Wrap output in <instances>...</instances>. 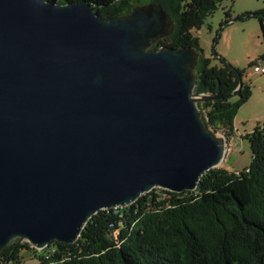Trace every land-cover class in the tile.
<instances>
[{
	"label": "water",
	"instance_id": "95a60500",
	"mask_svg": "<svg viewBox=\"0 0 264 264\" xmlns=\"http://www.w3.org/2000/svg\"><path fill=\"white\" fill-rule=\"evenodd\" d=\"M174 25L147 4L0 0V256L74 245L101 211L195 192L224 162L199 104L195 49H151Z\"/></svg>",
	"mask_w": 264,
	"mask_h": 264
},
{
	"label": "trees",
	"instance_id": "16d2710c",
	"mask_svg": "<svg viewBox=\"0 0 264 264\" xmlns=\"http://www.w3.org/2000/svg\"><path fill=\"white\" fill-rule=\"evenodd\" d=\"M59 5L87 3L107 17L131 14L137 7H162L173 23V33L154 42L151 49H195L198 95L215 97L199 104L208 129L234 134V122L250 99L244 72L220 59H205L193 35L220 6L221 0H53ZM259 18L264 11L226 24ZM218 57L217 55H215ZM264 63V56L261 58ZM237 97V102L231 100ZM252 162L243 172L214 169L206 173L195 192L182 194L156 189L136 203L94 216L74 245L51 243L37 251L28 243L13 242L0 256V264L20 263L29 249L40 264H264V127L246 137Z\"/></svg>",
	"mask_w": 264,
	"mask_h": 264
},
{
	"label": "rangeland",
	"instance_id": "374dc122",
	"mask_svg": "<svg viewBox=\"0 0 264 264\" xmlns=\"http://www.w3.org/2000/svg\"><path fill=\"white\" fill-rule=\"evenodd\" d=\"M264 11V0H221L219 9L193 35L205 59L212 65H220V59L243 71V83L251 87L249 101L240 108L235 122L234 134L226 138L221 131L215 132L226 139V156L219 169L229 173L243 172L252 162L250 142L246 137L264 127V75L254 71L255 65L263 63L264 24L259 18L248 17L226 24L227 14L235 20L246 14ZM161 37L155 42L163 40ZM217 55L218 57H216ZM232 102H237L234 97ZM23 242L21 244H25ZM15 264V263H10ZM19 264H40L38 257L27 248L20 252Z\"/></svg>",
	"mask_w": 264,
	"mask_h": 264
},
{
	"label": "built area",
	"instance_id": "2783aa9c",
	"mask_svg": "<svg viewBox=\"0 0 264 264\" xmlns=\"http://www.w3.org/2000/svg\"><path fill=\"white\" fill-rule=\"evenodd\" d=\"M254 71L261 75H264V63L255 65Z\"/></svg>",
	"mask_w": 264,
	"mask_h": 264
}]
</instances>
